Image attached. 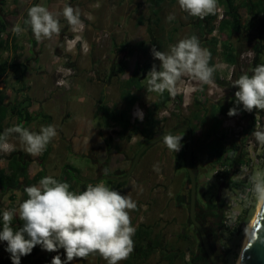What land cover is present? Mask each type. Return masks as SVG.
Returning a JSON list of instances; mask_svg holds the SVG:
<instances>
[{
  "label": "rangeland",
  "instance_id": "374dc122",
  "mask_svg": "<svg viewBox=\"0 0 264 264\" xmlns=\"http://www.w3.org/2000/svg\"><path fill=\"white\" fill-rule=\"evenodd\" d=\"M40 1L41 5L47 8L50 0ZM248 1L256 2L258 0ZM261 1L264 6V0ZM5 2L9 1L5 0ZM60 2L64 3L63 5L66 4L65 0H60ZM67 4L80 10L81 20L84 13H86V18L89 20L87 21V27L89 26L93 33L92 46L95 48L93 49L99 51L98 54L102 57L104 68H106V76L108 75L107 87L105 84L93 83L91 100L92 102H100L109 108L122 110L126 107L120 99V86L124 80L131 76L135 65L139 64L140 68L146 64L159 66V61L154 60L150 53L153 45L159 51L168 52L170 46L177 43V41L190 37L192 33H195L191 28V17L179 9L177 0L173 4L165 1L159 7H156L155 0H76L75 4L74 0H69ZM85 5L87 6L85 7ZM63 7L59 6V12L62 11ZM219 9L220 12H218ZM218 10L216 13L220 14L221 8L218 7ZM170 14L175 16L171 21L167 20ZM240 14L243 24L247 27L251 19L245 9H242ZM254 20L253 28L241 37L233 35L227 40L226 34H219L216 31L204 36L205 41L213 37L221 42L228 41L236 50L238 58L235 66H228L222 62L220 56H217L214 59V66H216L215 72L218 79L215 80L213 77L214 82L212 84L201 85L185 77L178 83L177 94L174 97L171 96L172 100L166 104L165 108L157 109L155 105L159 94L147 91L148 76L146 75L147 77L141 82L144 87L138 93L139 101L130 110L131 120L142 122L146 113L151 112L153 117L159 121L158 127L169 129L175 122L187 121V118L191 116L197 107L200 109L204 121L200 122L198 130L193 135L196 155L202 154L196 176V198L197 202L200 203L203 199L208 202L218 199L219 203L223 205L235 201L236 193L229 189L227 184L219 183L217 178L214 177V166L216 164L205 154L206 145L209 142L205 134L209 125L207 118L209 108L212 105L231 103L232 99L235 100L234 92L236 89L233 87V82L240 75L249 73L248 70L254 55L252 51V46L255 43L254 37L260 38L264 44V13L258 15ZM60 24L62 32L64 25L63 22H60ZM67 26L69 25L67 24ZM65 34L66 32H64ZM0 39L2 42L5 41L1 37ZM140 42L144 43L143 48H140ZM113 45L123 46L125 49L122 52L123 54L121 52L118 54V59H116V55L114 58V51L111 48ZM200 46L205 48L203 42ZM28 53L30 54L31 51ZM4 56V51H0V63L3 62ZM112 63L115 65L113 66ZM44 65L41 66L44 67ZM35 71L37 72V70ZM34 83L38 87V98L43 92H47V88L52 85L50 75L47 77L43 75L41 79L37 76ZM194 88L197 90L193 91ZM58 90L64 91L63 88H58ZM25 95L29 97V94ZM178 96L181 98V102L178 101ZM30 97L35 96L32 93ZM82 98L83 96L79 98L78 95L69 96L64 104L76 111L77 116L83 115L82 113L88 110L90 105L88 100L84 98L81 100ZM195 101L200 102L199 105H195ZM52 107L57 112L58 109L66 111V108H62L61 104H54ZM137 107L143 112L142 120L134 116ZM228 124V119L224 117L223 128ZM114 130H117L116 126L111 125L108 135ZM112 137L114 138L111 146L115 148V152L113 150L112 153L119 159L117 165H120L121 171L126 173L132 159L140 149H138V143L143 142V140L134 137L130 142H125L117 139L114 135ZM252 138L255 142L253 135ZM13 141L16 146L21 144L17 139H13ZM124 159H127L125 160L127 164L122 165L121 161ZM57 163H73L81 171L85 169L88 171L91 167V161L82 155L72 153L61 154L57 158ZM108 170L113 172L116 169L108 168ZM257 170H264V162L255 167L252 174ZM186 173L184 162H181L180 158L177 159V155L162 142L149 147L142 153L129 177L130 179L125 183L121 182L123 185H118L119 182H116L111 188L109 187L116 191L122 189L121 194L128 195L136 201V210L129 212L132 226L135 229L141 226L150 227L153 234L159 235L161 238L162 247L152 253L145 264H183L182 254H184L183 260L186 264H194V256L201 253V244L196 236V230L188 217L189 182ZM79 177V175L76 176V178ZM17 192L19 193V191ZM22 200L23 194L17 200L16 206H19ZM0 202H2L3 208H6L9 204L8 194L2 195ZM257 204L252 199V202L247 206L244 203L236 205L234 213L239 215V219L235 227L231 228L223 224L229 210V208L224 207L222 225L219 227L215 241L216 264H236L248 224L256 212ZM4 247L3 242H0V258L6 254ZM163 250L166 252L177 250V259L170 263L164 258L163 254L165 252L163 253ZM55 254L41 251L38 264H49L51 257ZM125 261L126 259L120 261L119 264H124ZM72 264H106V261L96 254L83 260H74Z\"/></svg>",
  "mask_w": 264,
  "mask_h": 264
},
{
  "label": "clouds",
  "instance_id": "9594fccd",
  "mask_svg": "<svg viewBox=\"0 0 264 264\" xmlns=\"http://www.w3.org/2000/svg\"><path fill=\"white\" fill-rule=\"evenodd\" d=\"M177 3L188 16L201 20L216 14L218 10V0H177ZM60 16L73 33H79L68 43V50L71 51L76 42L83 41L82 33L86 27L78 8L65 4L62 11L52 12L35 4L27 9L28 18L24 24L37 42H43L54 36L59 37ZM174 18L170 14L167 20ZM27 29L17 23L12 32L20 35ZM83 50L85 53L90 50L86 41H83ZM150 53L154 60L159 61V66L153 64L146 74L149 92L162 95L167 91L174 97L178 83L185 77L201 85L214 82L216 66H209L211 53L200 46L195 35L180 39L170 46L168 52L159 51L153 45ZM251 71V75L244 73L233 82L235 102L228 109L229 117L239 116L242 112L251 114L254 110L264 111V64L256 65ZM57 85L70 87L69 82L63 79L57 81ZM134 116L142 120V110L137 107ZM12 134L18 135L24 151L31 156L41 155L58 136L57 126L53 124L41 126L39 132L15 125L0 134V153L16 151V145L9 142ZM252 135L256 145L264 148V126L257 124ZM182 140L183 136L179 133L163 136L165 146L176 153L183 147ZM243 171L247 172V169ZM248 179L251 198L257 203H264V170L255 171ZM69 188L67 182L45 176L37 185L25 187L27 199L18 208L3 211L0 217V242L5 244L4 251L9 254L11 264H21V258L31 255L37 246L44 252L56 253L49 264H72L74 260L96 254L106 264H119L133 252L132 237L136 229L132 226L129 212L136 210V201L102 182L90 183L82 192L70 191ZM248 193L239 197L245 206L252 202ZM17 216L23 224L14 230L12 221ZM235 219L236 214L229 217L232 222Z\"/></svg>",
  "mask_w": 264,
  "mask_h": 264
},
{
  "label": "crops",
  "instance_id": "0c3cea01",
  "mask_svg": "<svg viewBox=\"0 0 264 264\" xmlns=\"http://www.w3.org/2000/svg\"><path fill=\"white\" fill-rule=\"evenodd\" d=\"M8 1L4 2V6H0V18L7 23L6 31L1 34L6 44L3 50L5 54L3 57L4 63L2 62L5 66V72L0 76V97L3 95L4 104L7 107V117L3 121V129L5 131L15 125H23L31 131L39 132L41 126L53 124L57 126L58 136L49 143L45 151L39 156H31L26 153L22 144L16 146V151L10 154L0 153L3 156L0 160V168L5 169L9 173L7 159L11 158L13 154L22 156L28 162L26 183L29 186L34 185L40 173H43L44 177L53 176L60 180L66 171L72 172V169H75L77 172L73 174L76 173L77 175H75V180L71 182V185L76 188L77 192H79L83 184L87 187L88 184L97 179L98 176L96 175H99L97 170L101 172L106 167L113 170L115 168L116 172L123 174L124 171H121L122 168L117 165L119 159L112 153L113 150L115 152L114 146H111L114 133L110 132L108 135L111 126L107 127L104 124L101 119L102 112H98V106L102 104L91 100L93 83L105 84L107 87L108 75L106 76V68H104L102 57L98 54L99 51H95L94 46H92L93 33L90 27H87V21L89 20L86 18V13H84L82 19L86 26L82 36L83 41L87 42L90 50L85 53L83 41H78L74 48L69 51L68 43L73 41L79 33H73L63 17H59L60 22H63L64 25L59 37L54 36L51 40L37 42L33 34L27 33L28 30L24 31V34L15 35L12 32V28L17 23L24 27V21L28 18L27 9L35 4L41 5V1ZM65 2L67 4L69 0H65ZM63 4L60 0H50L47 8L52 12H59V6H64ZM64 32H66L65 35ZM68 33L69 35H67ZM60 37L63 39L61 43L59 42ZM120 47L119 45L111 47L116 59H118L120 52H124L118 51ZM29 51H31L30 54L28 53ZM2 63H0V66L3 65ZM42 64H45L44 67L41 66ZM112 65L114 66L115 64L112 63ZM43 75L45 77L50 75L52 85L47 88V92H43L38 98V87L34 81L37 76L41 79ZM62 79L67 80L70 87L58 86L57 81ZM58 88H63L64 91H59ZM32 93L35 97H30ZM25 94H29V97ZM74 95H78L79 98L83 96L84 99L88 100L90 106L88 110L82 113L83 115L77 116L76 111L64 104L69 96ZM54 104H61L62 108H66V111L58 109L57 112L52 107ZM114 136L119 139L116 135ZM12 138L19 140L17 134H12L9 137L10 143L14 142ZM67 153L79 154L91 161L89 170L81 171L73 163H57V158L61 154L65 155ZM125 160L127 159L121 161L122 165L127 164ZM78 175L80 177L76 178ZM68 177L69 174L65 175L64 179L67 180ZM26 183L22 182L21 187L24 189L28 187ZM17 191L15 190L8 194V196H13L15 208H18L16 203L20 199V195H22V188L17 189ZM120 191L122 189L118 192Z\"/></svg>",
  "mask_w": 264,
  "mask_h": 264
},
{
  "label": "trees",
  "instance_id": "16d2710c",
  "mask_svg": "<svg viewBox=\"0 0 264 264\" xmlns=\"http://www.w3.org/2000/svg\"><path fill=\"white\" fill-rule=\"evenodd\" d=\"M168 1L169 4H173L175 0H155L156 7H159L163 2ZM5 0L2 1V5ZM218 7L221 8L220 14L209 15L205 17L203 20L199 18L191 17V28L195 31L192 35H195L200 44H202L208 51L211 53V59L209 61V66H214V59L217 56L221 57L223 63L228 66H235L237 64V54L236 50L231 46L228 41H219L217 38H210L205 41L204 36L207 34H211L216 31L219 34H226L227 40L230 39L231 36L237 35L241 37L245 33H248L250 29L253 28L255 18L264 13V6L261 0L256 2H250L248 0H218ZM245 9L248 17L251 19L248 22V26L246 27L243 24L241 18V10ZM7 23L5 20L0 18V34L6 31ZM24 28L27 25L23 24ZM28 34H32L31 30L28 29ZM255 43L252 46L253 58L250 63V69L248 70V74H252V69L258 64H264V44L261 39L258 37H254ZM33 42V41H32ZM5 42L0 40V51L5 49ZM140 48L144 47V43H139ZM118 51H125L124 47L121 46L118 48ZM4 64L0 66V76L4 74L5 68ZM151 66L149 64L144 65V67L140 68L139 64L135 65L132 70L131 76L124 80L121 83V93L120 99L125 103V108L122 110L109 108L105 105L98 106V112H102L101 119L104 124L108 127L111 125L116 126L117 130H114V135H116L119 140L129 142L133 137H138L143 140V142L138 143V149L141 148L146 142L150 141L156 131V127L159 124V121L153 117L151 112L146 113L144 116V120L139 122L138 120H131L130 110L132 107L138 103L139 101V91L143 89V85L141 82L147 77L146 74L149 71ZM214 79H218V75L214 72ZM178 101L181 102V98L177 97ZM172 100L171 95L167 91H165L162 95L159 94L158 101L156 102L155 108L162 109L165 108L166 104ZM235 100L232 99L231 103L226 104H217L212 105L208 110V121L209 125L206 130V137L209 142L206 145V154L214 163H228L230 166H233L239 159L240 156H236L235 152L239 151V146H236L235 142L226 143V132L224 131L223 118H230L227 115L228 109L232 107ZM195 105L200 102L195 101ZM257 110H254V113ZM260 111V110H258ZM244 113V112H242ZM252 113H244L245 116L252 120L247 129L242 133L244 137L245 134H250L251 125L253 122ZM7 117V107L4 104V97L1 95L0 97V134L4 133L3 129V121ZM222 117V118H221ZM201 121H204L202 115L200 114V109L197 107L196 110L191 114L189 118H187L188 127L191 129L192 134L199 128V124ZM111 140V138H110ZM230 150V151H229ZM3 156L0 154V160ZM28 166V162L23 159L22 156L12 155L11 158L7 159V167L9 173L5 171V169L0 168V200L2 195L11 194L13 191L22 188L23 200L27 199V195L24 192V188L21 187V183L25 182L27 179L26 168ZM77 170L72 169V172L66 171L62 178L59 181L67 182L70 185L69 190L77 192L76 188L71 185V182L75 180L73 175ZM69 174L67 180L64 179V176ZM230 173L227 172H217L214 174V177L219 180L220 178H224L230 181L227 187L236 188L239 187V184L231 181ZM43 173H40L38 178L35 180H41L43 178ZM22 181V182H21ZM35 182V183H36ZM34 183V184H35ZM29 186L28 183H26ZM86 189V185L83 184L80 188L79 192H82ZM9 204L6 206V209H13V196L10 195ZM3 204L0 202V217H2L3 213ZM23 222L19 220L18 216L14 217L12 221V226L14 230L18 229V227L22 226ZM0 227H2V223H0ZM134 241V250L126 259L124 264H145L146 260L152 253H155L157 249L162 247L160 236L153 234L151 228L148 227H139L136 228L135 234L132 237ZM3 245H5L3 243ZM41 249L39 246L33 249L31 255L27 257L21 258V264H38L40 260ZM165 252V253H164ZM163 256L170 263L174 262L178 257L177 250H168L167 252L163 250ZM184 254L181 255V259L183 264ZM0 264H11L9 259V254L6 253L2 258H0Z\"/></svg>",
  "mask_w": 264,
  "mask_h": 264
},
{
  "label": "water",
  "instance_id": "95a60500",
  "mask_svg": "<svg viewBox=\"0 0 264 264\" xmlns=\"http://www.w3.org/2000/svg\"><path fill=\"white\" fill-rule=\"evenodd\" d=\"M28 30V29H27ZM186 132V144H185V157L184 164L187 172L188 182H189V207H188V217L189 221L197 231V238L199 242L202 244L208 259L211 264H216V260L213 254L210 251L208 246L206 235L204 233V229L201 224L197 221L195 211L197 205V192H196V176L197 173L193 170L192 167V156H193V134L189 127L178 128L169 132H162L161 134L155 136L150 141L146 142L135 154L132 162L125 173V175L121 178H114L105 176L109 180H114L116 182H126L132 171L135 168L140 156L144 151H146L149 147L154 146L158 142L163 139V136L169 133H183ZM74 175H77L76 173ZM238 264H264V203H261L260 208L256 214L255 220L251 226L250 232L247 236L246 243Z\"/></svg>",
  "mask_w": 264,
  "mask_h": 264
},
{
  "label": "built area",
  "instance_id": "2783aa9c",
  "mask_svg": "<svg viewBox=\"0 0 264 264\" xmlns=\"http://www.w3.org/2000/svg\"><path fill=\"white\" fill-rule=\"evenodd\" d=\"M218 12H220V9L218 10ZM0 37L2 38L1 34ZM252 117L253 122L250 127L251 133H246L244 137L242 136V133L247 129L252 120L248 119L244 113H241L239 116L227 118L229 124L224 126L223 128L227 136L226 143L234 141L236 146L240 147L239 151L235 152V155H238L240 157L233 166H230L228 163H215L216 165L214 166V174H216L217 172L230 173L231 181L239 184V187L236 188L228 187L236 193L235 201H231L230 203L225 202L226 204H224V206L227 205L225 207L229 208V210L228 214L224 218L223 224L226 227L230 228L235 227L239 219V215L236 214V219L234 222L230 221L229 217L235 214L234 210L236 208V205L244 203L239 199L240 195L248 193V189H250L251 187L248 177L252 175V171L255 167H258L264 162V148L256 146L252 138V133L255 130L256 125L259 124L262 126L264 124V111L257 110L252 113ZM244 169H247V172H244ZM218 181L221 184L224 183L229 185L230 183V181L224 178H220ZM248 195L251 199V194L248 193ZM2 210L4 211L6 210V208H3Z\"/></svg>",
  "mask_w": 264,
  "mask_h": 264
},
{
  "label": "flooded vegetation",
  "instance_id": "af4514ba",
  "mask_svg": "<svg viewBox=\"0 0 264 264\" xmlns=\"http://www.w3.org/2000/svg\"><path fill=\"white\" fill-rule=\"evenodd\" d=\"M2 1L3 0H0V6H2ZM62 41H63V39H62V37H60L59 42L61 43ZM186 126L188 127L187 121L175 122L174 125H172L169 129H162L161 127H158V125H157L153 138L155 136L161 134L162 132H169V131H172V130H175L178 128H182V127H186ZM180 135L183 136V140H182L183 147H182L180 152H178V153L174 152V154L177 155V159L180 158L181 162H183L184 157H185V151H186V148H185L186 140L185 139L187 137V134H186V132H183ZM162 142H163V139L158 143H162ZM205 154H206V151H205ZM201 155L200 154L196 155L195 148L193 145L192 167L196 173L199 171V164H200V156ZM207 157H208V155H207ZM98 171L99 170H97V173L99 175H96L97 173L95 174L96 176H98L97 179L93 180L91 182V184L101 183L103 181V183L107 187H110V188L116 183V181L109 180V179H107L108 177L120 178V177H123L125 175L124 173L119 174L118 171L117 172L116 171L110 172L107 167L103 168L101 172H98ZM105 176H107V178H104ZM120 184L123 185V183H118V185H120ZM189 189H190V186H189ZM188 207H189V201H188ZM224 207L225 206L222 203H219L218 199H215L214 201H211V202H208L207 200L203 199V201L201 203L198 201L197 205H196V211H195L196 219L204 229V233L206 235V240H207L208 246H209L210 251L213 254L215 260H217V258L214 255V252L216 249L215 241H216L217 232L219 230V227L222 225V218H223L222 213L224 211ZM196 233H197V231H196ZM200 249H201V253H197V255L194 256V260H193L194 264H211L202 244H201Z\"/></svg>",
  "mask_w": 264,
  "mask_h": 264
},
{
  "label": "bare ground",
  "instance_id": "6f19581e",
  "mask_svg": "<svg viewBox=\"0 0 264 264\" xmlns=\"http://www.w3.org/2000/svg\"><path fill=\"white\" fill-rule=\"evenodd\" d=\"M260 205H261V203H258V204H257L256 212H255V214H254L252 220H251L250 223L248 224L247 232H246V235H245V237H244V241H243V244H242V248H241V251H240V254H239V257H238V259H237L236 264H238L239 261H240V258H241V255H242V252H243V249H244L245 243H246L247 236H248V234H249V232H250L251 226H252V224H253V222H254V220H255V217H256V214H257V212H258V210H259V208H260Z\"/></svg>",
  "mask_w": 264,
  "mask_h": 264
}]
</instances>
